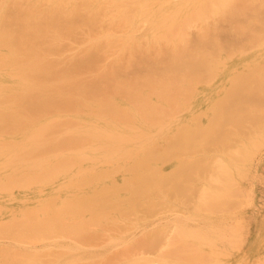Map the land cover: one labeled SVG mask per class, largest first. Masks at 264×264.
<instances>
[{"label":"bare ground","instance_id":"obj_1","mask_svg":"<svg viewBox=\"0 0 264 264\" xmlns=\"http://www.w3.org/2000/svg\"><path fill=\"white\" fill-rule=\"evenodd\" d=\"M14 2L0 195L33 203L0 209V264H264L244 183L264 159V0ZM74 37L86 48L45 60Z\"/></svg>","mask_w":264,"mask_h":264},{"label":"rangeland","instance_id":"obj_2","mask_svg":"<svg viewBox=\"0 0 264 264\" xmlns=\"http://www.w3.org/2000/svg\"><path fill=\"white\" fill-rule=\"evenodd\" d=\"M12 1L14 2V0H0V5L1 6H3L5 9H7V6L9 7V8H12V7H14V4H15V2L12 4ZM23 2V1H22ZM11 3V4H10ZM8 10V9H7ZM8 11H10V10H8ZM221 18V16L220 17H217V19H220ZM224 19V17H222L221 19H220V21L222 22V23H219V20L217 21L216 19L215 20H213L214 22H213V25H212V20H209L208 21V25H211V26H215V25H217L216 23H218L219 24V26L217 25V27H219V28H223V30H226L227 28H230L231 30L233 29V26H230V25H227V23L228 24H230L227 20H226V18L224 19V21H222ZM216 22V23H215ZM226 22V23H225ZM105 24H103V26H104ZM107 25V24H106ZM105 25V26H106ZM104 26V27H105ZM222 26V27H221ZM223 26H225V27H227V28H225V27H223ZM232 27V28H231ZM106 29L108 28V26L107 27H105ZM102 30H105L104 28L102 29ZM144 31V28H142L141 29V31H140V34L142 33ZM191 31H193V32H196V31H198V28H193V30H191ZM228 31H230L229 29H228ZM49 36H53V34H48V36H47V38L49 37ZM226 36H228V34H226ZM79 37V38H78ZM76 38H78L77 40L78 41H83V43H84V37L83 38H81V36H80V34H78L77 36H76ZM81 38V39H80ZM75 39V37L73 38V39H71V40H65V42L63 43V45H64V49L65 48H67V49H65V54H62L61 56L59 55V54H55L56 52H58L57 51V47H53V45L51 46V44H47L48 46H51V49H50V51L48 52V57L46 56V58H45V60H51L52 58L51 57H55V58H57L56 60L59 62V60H62L63 59V61H67V60H69L70 58H71V56L72 55H70V53L71 52H78L77 50L78 49H75V48H78V46H79V48H82V50H83V48H86V43L85 44H81V42H80V44H79V42H76V39ZM71 41V42H70ZM247 43V42H246ZM73 44V45H72ZM74 45H76V46H74ZM75 47V48H74ZM56 50H55V49ZM69 48V49H68ZM74 48V49H73ZM73 49V51H70V50H72ZM69 51V52H68ZM63 51H61V53H62ZM69 53V54H68ZM68 54V55H67ZM72 54V53H71ZM73 54H75V53H73ZM67 55V56H66ZM64 56L65 57H67V59L66 58H64ZM51 58V59H50ZM55 58H53V60L54 61H56L55 60ZM53 60H51V61H53ZM111 60H114L113 58H111ZM56 61V62H57ZM129 72V74H133L134 73V70L132 71V70H129L128 71ZM215 84L216 83H218V80H214L213 81ZM223 84H226V85H229V84H232L233 83V81L232 80H228V79H226V81L225 82H222ZM219 84V83H218ZM181 116H183V117H186L187 116V112H183V113H181ZM208 176H210L209 174H208ZM209 179H210V177H209ZM244 183L246 184V185H248L249 186V188L252 190V195H253V198H254V200H253V202H252V204H250V205H248L247 206V217H248V219H249V222H253V224L255 223V221L254 220H256V219H259L260 220V222H262V221H264V159L262 160V163H261V166H260V168H259V171H258V173H254L253 175H249V176H247V178L244 180ZM48 193V189H46L45 190V195ZM196 196H197V194H196ZM31 203H33V194L31 193V192H26L25 194H22V193H20L19 191H17V190H15V192H14V197L12 198V199H8V198H6V197H4V196H2V195H0V209H3V207L2 206H5L6 208H8L9 210L10 209H20V208H22L24 205H26V204H31ZM171 208H169L168 207V205H165L164 206V210H163V217H166V216H168V217H170L173 213H176L177 212V210L175 211V212H173V211H171L170 210ZM182 213V212H181ZM181 213H178V215L180 216V215H182ZM139 215L141 216V215H143V214H141V213H139ZM185 216V215H184ZM256 218V219H255ZM253 220V221H252ZM9 220H8V214L6 213V212H1L0 213V222H2V223H6V222H8ZM133 221H135V222H139L140 220H133ZM153 221V220H152ZM159 221H164V220H157V222H159ZM141 223L142 224H144V222L143 221H141ZM96 227V226H95ZM97 228V227H96ZM143 229V227H141L140 229H139V231L140 230H142ZM105 235V239H107L108 237H109V233L107 234L108 236H107V238H106V234H104ZM249 236V235H248ZM2 243L3 242H8V241H6L5 239H3V240H0ZM113 243H110V240H109V242L108 241H106V244H103L102 246H100V247H98V249H95V250H97V251H99V253L102 255V254H108V255H110V253L113 251V250H115L116 248H112V246H110V245H112ZM110 248V249H109ZM112 248V249H111ZM146 250V249H145ZM141 251V250H140ZM139 251V252H140ZM147 251V250H146ZM103 252V253H102ZM107 252H109V253H107ZM138 252V251H137ZM144 251H141V253H143ZM144 253H146L145 255H142V256H145V257H147L146 255H148V252H144ZM137 255H139V253H137ZM141 255V254H140ZM264 257V256H263ZM106 264H111V261L110 262H107ZM112 264H117V263H114V261L112 260ZM125 264H127V263H125Z\"/></svg>","mask_w":264,"mask_h":264}]
</instances>
